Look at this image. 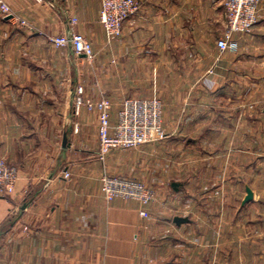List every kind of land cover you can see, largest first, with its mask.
Returning a JSON list of instances; mask_svg holds the SVG:
<instances>
[{
	"label": "crops",
	"instance_id": "obj_1",
	"mask_svg": "<svg viewBox=\"0 0 264 264\" xmlns=\"http://www.w3.org/2000/svg\"><path fill=\"white\" fill-rule=\"evenodd\" d=\"M5 1L0 158L18 179L0 195V264H264V2L238 50L221 53L224 0H137L114 46L101 0ZM71 28L100 63L49 43ZM79 86L110 98L114 118L124 98L158 95L174 137L102 161ZM104 168L146 182L155 200L107 201Z\"/></svg>",
	"mask_w": 264,
	"mask_h": 264
},
{
	"label": "built area",
	"instance_id": "obj_2",
	"mask_svg": "<svg viewBox=\"0 0 264 264\" xmlns=\"http://www.w3.org/2000/svg\"><path fill=\"white\" fill-rule=\"evenodd\" d=\"M226 28L217 39L221 53L236 52L239 42L236 34H249L259 21L262 0H224ZM140 8L137 0H101L100 21L103 24L107 42L112 44L122 33L123 23ZM0 14L3 18L14 16L12 8L5 0H0ZM26 24L25 21H21ZM77 23L73 18L72 26ZM50 44L56 47H71L80 56L90 62L96 58L92 42L83 33L71 28L70 33L48 36ZM77 112L85 107L98 113L99 158L106 160L112 150L133 149L148 143L164 140L168 133L164 127L163 101L158 96L126 97L122 100L113 117L114 102L102 96L95 99L85 95L84 88L78 87L75 98ZM71 172H64L65 178H71ZM18 179V169L6 158H0V195L14 193ZM101 191L107 201L119 197L138 201L146 207L156 198L155 190L144 181L127 176L111 174L104 168L101 176ZM141 215L148 216L145 209ZM14 264V263H10Z\"/></svg>",
	"mask_w": 264,
	"mask_h": 264
},
{
	"label": "rangeland",
	"instance_id": "obj_3",
	"mask_svg": "<svg viewBox=\"0 0 264 264\" xmlns=\"http://www.w3.org/2000/svg\"><path fill=\"white\" fill-rule=\"evenodd\" d=\"M262 2H264V0H262ZM113 44V46H114V42L112 43ZM114 61V60H113ZM88 62H90L89 60H88ZM101 61H100V59L99 58H95V60L94 61H92V63H96V64H98V63H100ZM77 90H78V88H77ZM77 90H76V95H77ZM76 95H75V98H76ZM156 96H158V95H156ZM159 97V96H158ZM174 136H170L169 134H168V137L166 138V139H164V140H161V141H158V142H162V141H165V140H168L169 138H173ZM155 143V142H154ZM141 147V146H140ZM140 147H138V148H140ZM138 148H133V149H120V148H117V149H114V150H112V152H114V153H116V154H118V155H123L124 157H130V156H132V154H133V152H134V150H136V149H138ZM111 152V153H112ZM110 153V154H111ZM108 156L109 155H107L106 156V162L108 161ZM142 167L143 166H140L139 168L138 167H136L135 168V171H137V170H139V171H141L142 170ZM146 170V169H145ZM145 173V172H144ZM131 176H133V175H131ZM146 183V182H145ZM147 184V183H146ZM148 185V184H147Z\"/></svg>",
	"mask_w": 264,
	"mask_h": 264
},
{
	"label": "water",
	"instance_id": "obj_4",
	"mask_svg": "<svg viewBox=\"0 0 264 264\" xmlns=\"http://www.w3.org/2000/svg\"><path fill=\"white\" fill-rule=\"evenodd\" d=\"M178 220H181V219H178Z\"/></svg>",
	"mask_w": 264,
	"mask_h": 264
}]
</instances>
